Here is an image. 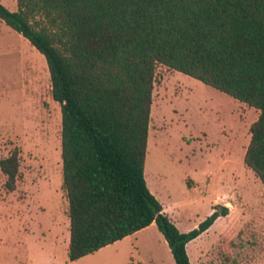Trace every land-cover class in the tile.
Wrapping results in <instances>:
<instances>
[{
  "label": "trees",
  "instance_id": "1",
  "mask_svg": "<svg viewBox=\"0 0 264 264\" xmlns=\"http://www.w3.org/2000/svg\"><path fill=\"white\" fill-rule=\"evenodd\" d=\"M17 1L10 10L0 0V19L46 57L62 106L69 259L156 222L176 264H194L188 243L222 214L215 210L181 231L148 185L157 68L166 65L260 110L245 163L264 184V0ZM0 167L6 190L14 191L20 149Z\"/></svg>",
  "mask_w": 264,
  "mask_h": 264
},
{
  "label": "rangeland",
  "instance_id": "2",
  "mask_svg": "<svg viewBox=\"0 0 264 264\" xmlns=\"http://www.w3.org/2000/svg\"><path fill=\"white\" fill-rule=\"evenodd\" d=\"M1 2L18 9L17 0ZM153 96L145 165L150 189L184 232L211 209L228 210L190 245L192 260L208 247L207 264H264V184L245 163L260 110L163 64ZM15 148L21 177L14 191L6 190L0 167V264H71L62 106L53 97L46 57L0 19V160ZM75 264L176 261L155 225Z\"/></svg>",
  "mask_w": 264,
  "mask_h": 264
},
{
  "label": "crops",
  "instance_id": "3",
  "mask_svg": "<svg viewBox=\"0 0 264 264\" xmlns=\"http://www.w3.org/2000/svg\"><path fill=\"white\" fill-rule=\"evenodd\" d=\"M207 177H208V178L210 177V173L207 175ZM192 178H194L195 181L197 182V180H198L197 177H192ZM151 191H152V190H151ZM164 211L166 212V207H164ZM213 212H214V209H211V210H210V213H213ZM210 213H209V214H210ZM220 214H222V213L220 212ZM223 217H224V216L221 215V216L215 221V223H214V224H213V225H212L207 231H205L204 233H202L199 237H201V236H202L203 234H205V233H209V232L211 231L212 227H213L218 221H221ZM171 219H172V218H171ZM172 220H173V219H172ZM173 222H174L175 224L178 225V223H177L176 221L173 220ZM155 225H157L156 222L152 223V224H151L150 226H148L147 228H144V229H142V230L136 232V233L133 234V235H136L137 233H139V232H141V231H143V230H145V229H148V228H150V227H154ZM189 231H190V230H189ZM133 235H131V236H133ZM131 236H128V237H126V238H124V239H128V238H130ZM70 237H71V234H70V230H69V233H68V236H67V242H66V244H65V250H66V252L69 251ZM199 237L193 239L192 241H190V242L188 243V245H187V250H188L189 255H190V245H191L192 243H194V241L198 240ZM166 241H167V240H166ZM118 242H119V241H117V242H115V243H113V244H110V245H108V246H106V247H110L111 245H115V244L118 243ZM52 245H54V244H52ZM207 251H208V247H206L205 249L201 250L198 254H196V255H197V256H196L197 258H196L195 261H193L192 258H191V256H190L191 261H192L194 264H207V263H206V254H207L206 252H207ZM70 262H71V264H75V263L77 262V260H75V261H71V260H70Z\"/></svg>",
  "mask_w": 264,
  "mask_h": 264
},
{
  "label": "water",
  "instance_id": "4",
  "mask_svg": "<svg viewBox=\"0 0 264 264\" xmlns=\"http://www.w3.org/2000/svg\"><path fill=\"white\" fill-rule=\"evenodd\" d=\"M221 212V211H220Z\"/></svg>",
  "mask_w": 264,
  "mask_h": 264
}]
</instances>
